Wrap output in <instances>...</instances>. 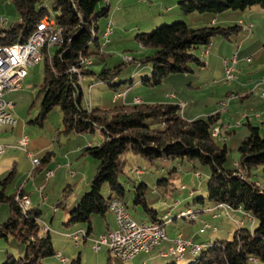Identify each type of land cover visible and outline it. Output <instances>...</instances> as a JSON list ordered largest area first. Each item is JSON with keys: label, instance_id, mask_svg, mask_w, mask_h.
<instances>
[{"label": "trees", "instance_id": "16d2710c", "mask_svg": "<svg viewBox=\"0 0 264 264\" xmlns=\"http://www.w3.org/2000/svg\"><path fill=\"white\" fill-rule=\"evenodd\" d=\"M11 1L17 9L19 20L0 29V45L26 41L45 17L54 18L55 26L63 29V42L58 45L55 53L51 56L49 49L43 50L44 80L39 90L42 100L37 121L42 123L54 108L60 107L67 132H94L99 129L104 134L100 143L85 148L84 153L97 159L99 165L91 180L90 191L77 198L75 206L70 209L66 225L87 223L86 233L89 235L93 231L92 215L105 217L110 211L111 200H122L128 210L125 202L126 188L120 182L127 161L124 153L127 151L150 161H200L211 168L207 183L208 200L213 205L220 203L228 216L233 208L239 207L253 216L244 212L247 219L237 222L238 228L233 232L231 240L215 242L190 264H264V189L260 188L258 182L248 178L252 168L264 164V132L261 128L251 122L246 124L249 133L239 146V169L231 170L224 168L229 147L227 144H218L213 135L216 127L218 132L220 130L217 126L220 112L206 118L187 120L177 103H120L103 109L93 108L91 98L88 97L86 108L83 78L90 76L109 80L121 69L120 66L113 69L106 67L111 54L103 51L98 35V20L108 15L107 7L97 10L103 0H53L55 14L45 5L46 0ZM256 5L264 9V0L179 1V8L185 14H217L229 9L246 10ZM242 29L240 24L192 27L185 21H175L152 31L139 32L136 35L138 42L143 47L153 49V53L137 59L140 64L151 66V75L141 82L147 86H157L170 74L191 72V61L205 66V61L194 55L191 49L209 46L216 36L231 39ZM94 58L104 63L100 72L89 67L94 63ZM124 59L133 61L135 58L124 55ZM91 85L95 84L90 83L89 87ZM51 156L52 152L47 151L40 165L49 161ZM38 167H35V171ZM13 174L14 171L3 181L4 185ZM170 178L160 182L166 181L169 184ZM105 184L110 189L108 197L102 193ZM140 195L142 197H138L134 203L142 202L151 220L162 223L157 222V211L148 206L144 193ZM22 197L29 198L23 187L11 195L6 194L4 187L0 190V203H8L10 207V217L0 225V237L8 239L12 236L26 247L25 256L8 254L2 264H44V258L56 254L50 229L45 232L41 225L42 210L39 206L32 209H29L30 204L25 209L21 207ZM204 199L198 198L200 201ZM188 210L192 211L195 218L189 214L181 216V213ZM179 217L194 221L197 215L195 211L186 209L179 213ZM70 264H81V257L71 260ZM108 264H111L110 260Z\"/></svg>", "mask_w": 264, "mask_h": 264}, {"label": "rangeland", "instance_id": "374dc122", "mask_svg": "<svg viewBox=\"0 0 264 264\" xmlns=\"http://www.w3.org/2000/svg\"><path fill=\"white\" fill-rule=\"evenodd\" d=\"M52 3L53 0L45 1V5L50 12L55 14ZM100 8L99 4L97 10ZM245 11H247L246 16L242 14L243 10L233 9L217 14L196 12L195 15L200 18L189 22L192 27L208 25L205 20L209 16H218L219 21L214 25L227 27L240 24L241 22L244 29L239 34L231 37L233 39V42L231 41L232 51L226 49L225 46L219 47L221 45L219 41H223V43L228 45L230 40L222 36L214 37L209 46L202 45L192 48L191 52L204 60L206 62L205 66H200L196 62L191 61L189 63L192 68L191 72L170 74L157 86H147L141 82L143 78L151 75V66L149 64H140L137 59L153 53V49L143 47L136 39V32H134L135 34L131 35V39L124 43L126 49H122L121 53L132 56L135 59L133 61H125L119 52L110 55L106 62V67L113 69L120 66V71L109 80L85 76L83 78V88L86 97L91 98L93 108L103 109L112 108L114 105L130 100L131 97L135 96L141 97L145 103H175L179 100L186 103L187 110L183 115L187 120H193L189 119L188 112L191 110L194 114H198L196 118H206L215 112H220V121L217 125L221 128V134L219 133L215 137V141L220 145L227 144L230 149L224 168L239 169L237 166L240 159L239 146L244 140L243 132L247 131L249 133L246 125L248 120L253 124L259 122V125L262 126V122L257 121L254 117L255 113L250 107L251 102L247 100V97L241 96H243V91L246 89L243 86H249L254 83L257 76L261 74L257 75V70L250 68V65L264 62V9L256 5ZM249 11L253 12L254 15L253 17L248 16V18L250 17L248 19ZM0 15L9 21V25L19 20V14L11 0H0ZM137 15H139V12L131 14L135 22L139 17ZM131 24L134 23L131 22ZM250 25L251 27H249ZM160 26L144 32L155 30ZM246 37H250V39L247 40L245 39ZM245 43L246 45H244ZM239 45L247 49V51L242 53L241 57H243V60L239 59V57L237 60L236 57ZM218 47L221 50L220 53H218ZM57 48L58 45H52L49 48L51 56ZM206 51L207 54H205ZM209 54L212 57L210 63L208 62ZM234 57H236L235 62H233ZM226 59L234 68L237 76L235 80L227 81L228 63ZM243 64L246 66H243ZM103 66L104 63L102 61L94 58V63L89 67L96 72H100ZM44 68L45 58L43 57L38 64L26 67L28 75L23 80L21 88L6 92L4 95V99L14 104L11 113L17 123L15 126H0V144L8 147L7 150L0 153V190L4 187L6 194L11 195L18 193L19 189L23 187L31 198L40 200L41 216L50 225L54 226L50 234L56 250L55 255L43 259L44 264H70L71 260L79 256L81 257V264H108L109 260L111 264H123L122 260L110 254L107 247L103 246L99 251H96L93 248L92 240L83 242L82 238L80 245L77 246L74 237L65 235V231L70 230L67 228L68 225H66L69 217L67 218L66 216L69 215L70 209L75 206L78 196L90 191L91 180L99 165L97 159L84 153L85 148L88 142L100 143L104 134L99 129L94 132H67L60 107L54 108L42 123L37 121L42 100L41 96H39V90L44 80ZM90 83L95 84L91 88V92ZM110 83L113 85H110ZM114 84L117 85L115 86ZM123 92H129V95H123L115 103L113 100L114 95L122 94ZM230 92L232 93L229 94ZM262 94L264 96V93ZM173 95H176L177 99L169 101L170 99L167 97H172ZM227 131H230L229 134H227ZM234 131H237V134ZM261 131L264 132V127H261ZM215 132H218L217 127ZM215 132H213V135H216ZM25 136L28 137L29 143L23 146L21 145V140ZM27 151L32 152L40 160H43L47 151L54 153L49 161L41 163L40 166L38 165L39 167L37 166L38 169L35 171L37 167L35 168L34 164L32 166L31 158L28 156ZM124 158L127 161L125 171L120 176V182L126 188L125 202L128 211L139 223L151 221L150 215L144 211L143 203H134L138 197H142L140 195L141 192L144 193L151 209H156L159 212L163 210L164 212L171 211L170 217L179 216L178 212L180 209L188 206L192 207L193 211L203 210L197 212L199 216L207 212L209 205L210 207L213 205L207 198V183L211 174L210 165L186 159L175 161L157 159L150 161L131 151L124 153ZM58 164H60V167L56 166ZM138 168L141 170L140 174L136 172ZM50 169L54 171V175L47 179L45 172ZM71 169L77 171L78 175L76 177L71 175ZM33 170L35 171L34 174L31 173ZM12 171H14V174L4 185L3 181L9 177ZM170 176L169 184L166 181L160 182V180ZM248 178L250 181L259 182L260 188L264 189V164L252 168ZM191 191L194 193L192 196L189 195ZM102 193L105 197L110 195L108 184L104 185ZM199 197H205L204 203L198 200ZM176 201L180 202L179 206ZM224 214L216 221H212L213 224H216L217 230L208 228L205 230L206 233L202 234L205 237H210L207 240H211V243L203 245L202 249H198L199 251L195 254L186 252L183 258L178 259L174 256L155 258V251L151 253L142 252L130 262L124 263L170 264L176 262L177 264H190L200 257L202 252L206 251L210 245L217 241L231 240L233 238V232L238 226L226 213ZM232 214L233 218H245L244 214L238 215L233 212ZM9 217V204L0 203V225ZM91 219L93 224L92 235L94 236L98 232L105 231L107 221H112L114 216L109 213L106 221L101 215L95 214L92 215ZM178 221L181 224L185 223L182 217ZM186 222V224L191 225L190 231H196L200 227L199 218L195 222ZM247 224L249 225V223ZM72 225H81L86 230L88 228L87 223ZM59 228L63 231V234H57L60 232H58ZM167 229L170 231V226H167ZM0 252H4L6 258L8 254L23 257L26 255V247L12 236H9L8 239L0 237ZM247 264H251V262Z\"/></svg>", "mask_w": 264, "mask_h": 264}, {"label": "crops", "instance_id": "0c3cea01", "mask_svg": "<svg viewBox=\"0 0 264 264\" xmlns=\"http://www.w3.org/2000/svg\"><path fill=\"white\" fill-rule=\"evenodd\" d=\"M179 1L180 0H143V1H138V0H103L100 3V7L101 8L107 7L108 15L103 16L98 20V26H99L98 35L100 36V39L102 42L104 41L103 35H104V31H105V28L107 27L108 23H111L113 26V32L108 37L109 41L107 43H105L102 47L103 51L108 53V54H111V55L115 52L121 53L122 49H126L124 46V43L127 42L129 39H131V35L135 34L134 32H136V34H135V36H136L139 32L147 31V30H149L153 27H156V26H160V25H164V24H170V23H173L175 21H185L189 24V22L193 21V19L198 20V18H200L197 15H195L196 12L191 13V14L183 13L179 8ZM136 12H139V15H137L139 17L135 22V20L132 19L131 14L136 13ZM246 13H247V11L243 10L242 14H245V16H246ZM253 15H254V13L250 12V14L247 15V18H248V16L253 17ZM218 21H219L218 16H209L208 19L205 20V23L216 24V23H218ZM131 22H133L134 24H131ZM245 39L249 40L250 37L249 38L246 37ZM231 41L233 42V39L229 40L228 45L223 43V41H219V43H221V45H219V47L225 46L226 49H228L229 51H232L233 47L231 46L232 45ZM244 45H246V43ZM219 47H218V53H220V51H221ZM245 51H247V49H245L244 46L241 47V45H239L237 47V52H238V55L236 56L237 60H238V57H239V59L243 60V57H241V56H242V53H244ZM122 55H123V53H121L120 56H122ZM122 58H123V56H122ZM211 61H212V57H210V54H209L208 55V62L210 63ZM224 65H225V63H224ZM243 66H246V65L243 64ZM250 68L256 69L257 75L259 73H261V74H260V76H257V79L254 81V83L250 84L249 86L248 85L243 86L246 89L243 91V96H241V97H247L248 98L247 100L249 102H251L250 107H251V110H253L255 113L254 117L257 119V121L262 122V126L259 125V122L254 123V125H257L261 128V127H264V96L262 94V93H264V81H263V79H264V62L252 64V65H250ZM231 93L232 92H230L229 94H231ZM236 93H239V92H236ZM122 94H124V96L125 95L128 96L129 92L128 93L123 92ZM167 98L170 99L169 101H172L174 99H177V96L173 95L172 97L169 96ZM119 99H121V97ZM118 100H117V102H118ZM142 102L143 101H142L141 97L135 96V97H131L130 100H126L122 103L134 104V103H142ZM175 103L179 104V103H181V101L178 100V102H175ZM186 110H187V106H185L183 109L184 114H185ZM188 114H189V119H195L198 116V114H194L192 112V110L189 111ZM247 118H249V116H247ZM248 122H251V121L248 120ZM229 132L230 131H227V134H229ZM234 132L237 134V131H234ZM218 133L221 134V128H220ZM242 135H244L243 137L245 138L248 135L247 131H244ZM89 145H96V144H95V142H88L87 146H89ZM53 153L54 152H52V154ZM70 165L72 166V164H70ZM56 166L60 167V164H58ZM71 175L73 177H76L78 175V173H77V171L71 169ZM24 190H25V188H24ZM25 192H26V190H25ZM26 193H28V192H26ZM189 195L192 196V195H194V193L191 191L189 193ZM28 196L30 198L29 209L40 206V200H38L36 198L35 199L31 198L30 194H28ZM68 197H70V196H68ZM78 197H80V196H78ZM201 202H203V201H201ZM176 203L178 206L180 205L179 201H176ZM163 204H164V202H163ZM186 209L193 210V208L190 206L184 207V208L180 209V211L178 212V215L180 212H182ZM199 211L201 212L203 210L199 209L195 212H199ZM232 212L235 214H238V215L239 214L245 215V213L241 212L240 210L230 211V214H229L230 216H228V217L235 224H237V222H235V221L245 219V218L239 219V217L233 218ZM109 213L113 214L111 211H109L105 217L102 216L106 221H107ZM170 213H171V211H168V212H164V210L162 212L157 211V218H156V219H158L157 222H160V221L164 222V224H165L164 227H165V230L167 231L169 238L174 239L175 237H177L178 234H181L182 238H184L186 240H191L193 243L198 244L197 246L199 247V249H202L203 245H205L207 243H211V240H209V241L207 240L208 237H205L204 235H202V234L206 233V231H203V232L201 231L202 226H204L205 222H208L213 227H216V224H213L212 221H216L218 218L224 216L225 215L224 213H226V211L224 210V213H223L222 208L216 207V205H212L210 207V205H209L207 207V212L203 213L202 215H199V216L197 215V218L194 221H189V220L182 218L185 222L182 224L179 223V221H178L180 219L179 216L170 217ZM167 214H168V219H170L171 221H168L167 218H165V216ZM221 214H223V215H221ZM113 216H114V219L112 221H107L105 231L98 232V234L94 235V236L92 235V233H90L88 235L89 239L82 238L83 242H86L87 240L98 238L100 235L105 234V233L109 232L110 230L114 229L116 227V219H115L114 214H113ZM66 217L68 218L69 215ZM198 218L200 219V227L196 231L195 230L190 231L191 225L186 224L187 223L186 221L195 222V221H197ZM41 220L49 225L50 232L54 229V226L52 224L50 225L48 223V221L43 218V216H41ZM150 222H153V221L151 220ZM167 226H170V229H169L170 231H168ZM67 228L70 229V230L65 231V233H66L65 235L68 237H70L69 235H71V233L76 231V230H79V229L86 230L81 225H69V226H67ZM213 230H215V229H213ZM56 231H57V229H56ZM61 231L62 230L59 228V230H58L59 233H57V234H63V231L62 232ZM172 243H173L172 240H168V241H166L165 245L170 246ZM76 245H78V244H76ZM152 251H155V258L171 257V255L167 256V257L159 255V249H154ZM152 251L146 252V253H151ZM186 252H188V254L197 253V252L194 253L192 251L191 252L186 251ZM184 256H185V254H184ZM5 259H6L5 253L0 252V263H2V261H4ZM123 264H125V263L123 262ZM143 264H145V262H143Z\"/></svg>", "mask_w": 264, "mask_h": 264}, {"label": "built area", "instance_id": "2783aa9c", "mask_svg": "<svg viewBox=\"0 0 264 264\" xmlns=\"http://www.w3.org/2000/svg\"><path fill=\"white\" fill-rule=\"evenodd\" d=\"M143 1V0H138ZM54 18L45 17L38 26L37 32L34 36L28 38L26 41H17L11 44L0 45V123H17V120L11 113L14 105L12 102L4 99L6 92L22 87L23 80L27 77L26 67L34 66L42 60V48H47V29L50 27ZM242 26V23L240 22ZM9 26V21L2 15H0V29ZM244 29V26H242ZM251 27V25L249 26ZM249 29V28H247ZM113 32V26L108 23L104 31V41L102 46L109 41L108 37ZM63 38V29L57 35L56 44H61ZM207 54V51L205 52ZM124 59V54L122 55ZM130 61L132 59H124ZM250 60V58H248ZM236 61V57L233 58V62ZM229 67V75L227 81H232L237 78L234 68L230 65L228 59H226ZM124 94L118 93L113 97L114 101H117ZM86 106V95L84 98ZM180 107L183 109L186 106L184 102H181ZM87 108V106H86ZM218 134L214 135L215 137ZM29 142L28 137H23L21 145L26 146ZM7 145L0 144L1 151L7 150ZM28 156L31 158L32 166L40 158L35 157L33 153L28 152ZM238 165V164H237ZM138 174L141 170L136 169ZM53 173L46 174L47 179L53 177ZM259 184V183H258ZM185 188V186H183ZM23 201L30 204V198L23 197ZM216 207H221L220 203L216 204ZM222 208V207H221ZM223 209V208H222ZM109 210L115 215L116 227L109 232L100 235L98 238L91 239L93 248L99 251L103 246L107 247L110 254L119 259L135 258L142 252H150L154 249H159V255L167 257H183L186 251L191 252L198 244L193 243L191 240L182 238L181 234H178L174 239H170L166 230H161L156 236L144 235V231L139 230V222L135 220L129 211H125L123 201L120 199L111 200V206ZM240 210L253 216L251 213L244 211L241 207L238 209L233 208L232 211ZM197 215V212H195ZM224 213V209H223ZM227 214V213H226ZM168 220V214L165 216ZM146 222V221H142ZM239 222L240 221H235ZM148 227L153 226L156 222H146ZM44 231H49V225L42 221L41 223ZM208 228L217 229L210 223L205 222L202 226L201 231H205ZM74 237L75 243L80 245L81 238L89 239L86 230L79 229L71 233ZM168 240H172L170 246H166L165 243ZM257 259V258H256ZM258 262V259H257Z\"/></svg>", "mask_w": 264, "mask_h": 264}, {"label": "bare ground", "instance_id": "6f19581e", "mask_svg": "<svg viewBox=\"0 0 264 264\" xmlns=\"http://www.w3.org/2000/svg\"><path fill=\"white\" fill-rule=\"evenodd\" d=\"M42 21H43V20H42ZM42 21H41V22H42ZM41 22H39V23L37 24V28H36V30L31 34L30 37H32V36L35 35V33L37 32L38 26H40ZM60 30H61V28H57V27L55 26L54 22L52 21V23L50 24V27H48V29H47V50H48L52 45H59V44H56V40H57V35H58V33L60 32ZM30 37H29V38H30ZM62 42H63V38L61 39V43H62ZM44 49H45V48H42V59H43V57H44V53H43V50H44ZM227 66H228V65H227ZM227 74L229 75V67L227 68ZM92 87H93V85L90 86V91H91V88H92ZM88 104H90V102H89ZM2 125L15 126L14 123H0V126H2ZM1 152H3V151H1ZM38 165H40V160H37V161L34 163V166H35V167H37ZM50 173H53V172H52V171H48L47 174H50ZM25 198H28V197H25ZM17 199H19V196H17ZM20 204H21V207H22L23 209L27 208V206L29 205L26 201H23V197L21 198V202H20ZM123 205H124V204H123ZM110 206H111V204H110ZM124 207H125V205H124ZM125 211H128V210L126 209V207H125ZM187 214L191 215L192 218H195V216H193L192 211H190V210L181 213V216H184V215H187ZM139 230H140V231H144V235H147V236H156V235L159 234V232H160L161 230H165V229H164V223L162 222V223H154V225H153V226H150V227H148V224H147V223H139ZM198 249H199V247L196 246L195 248L192 249V252L195 253V252L198 251ZM180 258H181V257H180ZM131 259H133V258H127V259H121V260H123L124 262H126V261H129V260H131Z\"/></svg>", "mask_w": 264, "mask_h": 264}]
</instances>
